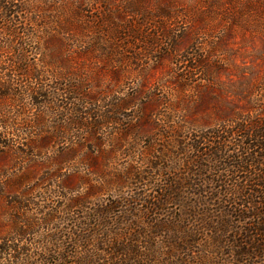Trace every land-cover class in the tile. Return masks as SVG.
Masks as SVG:
<instances>
[{
	"label": "trees",
	"instance_id": "trees-1",
	"mask_svg": "<svg viewBox=\"0 0 264 264\" xmlns=\"http://www.w3.org/2000/svg\"><path fill=\"white\" fill-rule=\"evenodd\" d=\"M59 1L64 0H0V210L5 211L2 217L11 226L0 238V257L8 255L19 264H32L34 250L16 241L36 233L43 225L55 226L56 230L52 235L41 234L40 253L46 255L58 249L59 264H156L159 251L155 248L158 252L150 254L149 245L159 238L171 250L163 253L165 257L171 256L180 264L190 257L187 264H199L193 260V245L202 246L206 234L215 242L214 249L221 253L231 249L243 264L244 257H264V107L259 103L260 97L248 93L243 96L248 110L235 116H220L213 136H200L192 144V153L186 152L185 160L198 167L195 171L200 177L210 168L205 161L215 169L224 166L229 176L238 172L249 175L242 181L234 179L236 188L230 190L233 199H228L234 203L243 201L234 208L241 225H236L232 216L211 214V205L217 201L218 206L224 205L216 192L192 194L200 200L190 203V195L183 189L189 179H171L164 173L171 167L162 169L164 183L157 182L160 193L149 200L146 214L151 221L145 224H138L134 218L129 222L120 219L123 211H128L124 207H130L128 202L123 205L125 202L117 199L109 205L98 198V204L92 203V195L116 188L126 179L142 178L139 169L131 166L123 176L114 175L110 180L107 156L118 150L120 142L113 138L116 146L111 149L105 131L122 121L120 116L134 103L136 93L120 95L113 82L102 79L108 72L112 77H121L123 70L118 66L121 64L122 68L126 59V73L131 72L129 61H143L139 52L130 51L133 56L128 58L119 43L127 37L139 39L142 33L139 26H126L130 34L123 33L124 25L111 17L86 14L85 1L71 14H52L61 7ZM163 15L169 17L170 13ZM159 53L162 58L171 51ZM197 59L201 61L202 56ZM138 124V120L126 122L119 134L126 137L139 129ZM229 125H233L231 130ZM184 127L181 123L174 126L179 131ZM219 130L242 136L236 140L238 149L231 153L232 141H227L229 137L220 135ZM204 143L212 149L206 151ZM78 164H85L86 170H75ZM91 166L96 167L98 178L89 171ZM257 166L255 173L249 170ZM241 182L257 189L245 197ZM82 185L87 186L85 193L80 192ZM194 185L196 180L189 186ZM59 189L75 193L66 203L67 209L78 210L73 216V231L63 230L60 225L66 208L56 209L52 196ZM43 194L48 196L49 210L38 219L31 210L38 204L35 196ZM182 202L183 214H163L169 204ZM70 246L78 248L68 250ZM200 249L202 253L203 247ZM42 262H47L46 258ZM166 264H172L170 258Z\"/></svg>",
	"mask_w": 264,
	"mask_h": 264
},
{
	"label": "rangeland",
	"instance_id": "rangeland-1",
	"mask_svg": "<svg viewBox=\"0 0 264 264\" xmlns=\"http://www.w3.org/2000/svg\"><path fill=\"white\" fill-rule=\"evenodd\" d=\"M83 1L87 9L86 14L111 17L115 23L124 25L123 33L130 34L127 27L134 26L141 27L140 33H142L139 39L132 37L127 39V37L119 40V43L121 51L126 52L128 58L133 56L130 51H134L141 53L143 61L136 64L129 61L131 72L126 73L123 69L128 62L126 59L122 68L121 64L118 66L119 70H123L121 77L120 75L112 77L111 72L102 76L104 81L114 83L120 95L136 93L134 103L120 116L122 121L111 124L105 131L106 142L109 147L111 145V149L116 146L113 138L116 137V142H120V149H113L114 153L107 156L110 167L108 174L112 176L110 180L114 179V175L123 176L124 170L131 166L139 169L141 174L139 176L142 178L136 176L132 180L126 179L124 183L121 180L123 184L120 186L113 187L100 195H98L100 192L92 195V203L98 204L100 200H105L111 205L112 201L117 199L122 204L125 202L123 205L128 202L130 207H124V210L128 211H123L120 219L125 218L124 221L129 222L134 218L133 220L139 222L138 224H145L151 221L146 214L149 200L160 193L157 182L164 183L162 169L171 167L170 170L164 171L171 179L179 177L189 179L183 189H187L184 192L190 195V203L195 204L200 200L192 194L204 195L207 191L216 192L224 205L218 206V201L211 205V214L232 216L236 225H241L243 222L234 209L238 206L236 203L239 204L241 200H236L234 203L228 202V199H233L230 190L234 191L236 188L234 179L242 181L244 176L249 175L238 172L229 176L224 171V166L219 165V168L215 169L209 161H205L204 164L210 168L200 177L197 175L198 171H195L198 167L185 160L186 152L192 153L194 150L192 144L196 143L200 136L208 139L213 136L212 133L215 131L213 127L220 116H235L237 112L248 110V101L243 97L247 93L260 97L259 103L264 107V90L262 91L264 88V0H75V2L64 0L59 1L61 7L51 13L60 16L71 14L72 10ZM165 13H170L169 17H165L163 15ZM162 50L171 51V54L160 58L159 52ZM201 56V61L195 60L201 59ZM196 67L197 69L194 70ZM260 114L262 115V112ZM134 120L139 121V129L129 132L126 137L122 133L119 134L126 122ZM178 123L185 126L182 131L175 130L174 126ZM232 128L233 125L229 127L230 130ZM111 131L112 133H109ZM219 132L220 135L229 137L227 141H232L231 153L234 149H238L236 140L242 136L233 135V132L223 133L222 130ZM178 135L183 138L177 139ZM204 144L202 147L204 146L206 151L212 149L208 143ZM163 150H166L165 154ZM84 165L78 164L74 168L84 171L86 170ZM257 169L259 166L249 170L255 173ZM96 170L95 166L89 169L94 178H98L95 174ZM194 180L197 185L189 186ZM239 184L245 188V197H248L253 189H257L251 183ZM71 188L74 187L68 189ZM86 188V185H82L80 192L85 193ZM59 190L61 191L52 196L54 203L57 202L55 206L58 205L56 209L64 210L68 206L67 199L75 193L74 191L70 193V190L68 192ZM47 197L44 194L35 196L38 204L34 205L31 214L38 219L43 218L44 212L49 210ZM98 198L101 199L97 200ZM40 204L46 207H39ZM184 208L183 202L171 203L163 214L181 215L184 213ZM74 209H65V219L60 224L63 230L73 231L76 224L73 216L76 217L78 211ZM3 213L5 211L0 210L2 219L0 238L11 227L10 222L2 217ZM132 213L135 215L133 216ZM55 230V226H40L36 229V233L33 232L23 240L16 241V244L29 246L34 250L33 257H35L30 261L32 264H59L58 249L57 251L53 249L46 255L40 253L43 248L40 244L41 234L49 232L52 235ZM205 236L207 240L205 243L201 242L202 246L193 245L196 250L193 253L195 262L243 264L237 260L236 254L231 249L226 248L222 253L214 249L215 242L208 234ZM153 244L149 245L150 254L159 251L156 264L162 262L166 264L168 258L172 264H180L173 257L163 255L165 251L171 252L164 244L163 238L155 240ZM77 248L70 246L68 250L76 251ZM79 252L83 253V250ZM44 258L47 261L45 263L42 262ZM244 258H246L244 264H264V257ZM190 259L185 257L183 263L187 264ZM151 263L148 261V264ZM0 264L19 263L14 257L10 259L8 255H4L0 257Z\"/></svg>",
	"mask_w": 264,
	"mask_h": 264
}]
</instances>
